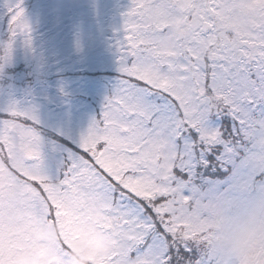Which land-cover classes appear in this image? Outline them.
I'll return each mask as SVG.
<instances>
[{
	"label": "snow or ice",
	"instance_id": "snow-or-ice-1",
	"mask_svg": "<svg viewBox=\"0 0 264 264\" xmlns=\"http://www.w3.org/2000/svg\"><path fill=\"white\" fill-rule=\"evenodd\" d=\"M22 4L4 62L32 42ZM124 15L115 92L55 175L36 106L0 109V264L48 222L66 223L64 255L76 225L113 235L93 264H264V0H132Z\"/></svg>",
	"mask_w": 264,
	"mask_h": 264
},
{
	"label": "rangeland",
	"instance_id": "rangeland-1",
	"mask_svg": "<svg viewBox=\"0 0 264 264\" xmlns=\"http://www.w3.org/2000/svg\"><path fill=\"white\" fill-rule=\"evenodd\" d=\"M17 0H0V54L11 38L10 7ZM132 0H23L24 19L31 26L30 45L21 34L16 38L13 56L0 69V109L13 100L34 105L41 120L46 169L53 175L78 150L94 117L103 111L106 98L113 95L120 78L118 41L125 36V13ZM67 223H71L70 221ZM31 229L33 246L22 252L18 264H35L40 242ZM66 235V223H60ZM104 232L94 223L73 228L71 251L85 254L93 262L102 253L89 243L92 235Z\"/></svg>",
	"mask_w": 264,
	"mask_h": 264
},
{
	"label": "clouds",
	"instance_id": "clouds-1",
	"mask_svg": "<svg viewBox=\"0 0 264 264\" xmlns=\"http://www.w3.org/2000/svg\"><path fill=\"white\" fill-rule=\"evenodd\" d=\"M136 136V133L130 132L125 138L126 142H131ZM126 143L120 147H125ZM37 236L46 237L40 242L38 256L35 264H93V261L88 259L85 254L72 252L68 259H65L55 247L56 241L60 240V230L58 224L41 225L33 229ZM93 245V250L104 255L110 254L118 247V241L111 234L100 236L99 233L92 235L89 241ZM24 264H27L25 261Z\"/></svg>",
	"mask_w": 264,
	"mask_h": 264
}]
</instances>
